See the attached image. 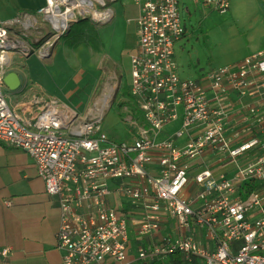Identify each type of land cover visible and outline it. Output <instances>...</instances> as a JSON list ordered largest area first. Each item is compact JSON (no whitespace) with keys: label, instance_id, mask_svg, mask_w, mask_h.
<instances>
[{"label":"built area","instance_id":"2783aa9c","mask_svg":"<svg viewBox=\"0 0 264 264\" xmlns=\"http://www.w3.org/2000/svg\"><path fill=\"white\" fill-rule=\"evenodd\" d=\"M117 1L46 0L35 12L0 18V143L26 153L57 198L63 264H264V51L183 79L177 0H135L128 140L103 132L111 95L85 116L37 93L9 101L4 78L17 53L48 58L51 42L80 20L109 23ZM194 1L220 15L230 9V0ZM44 30L52 38L35 49ZM228 103L240 110L233 121ZM232 162L214 176L212 166ZM193 184L198 190L187 194Z\"/></svg>","mask_w":264,"mask_h":264},{"label":"crops","instance_id":"0c3cea01","mask_svg":"<svg viewBox=\"0 0 264 264\" xmlns=\"http://www.w3.org/2000/svg\"><path fill=\"white\" fill-rule=\"evenodd\" d=\"M177 2L186 26L185 36L175 47L181 78L202 80L204 73L194 78L195 64L201 65L202 60L208 61L210 71L235 66L250 54L264 51V0H230L227 15H220L209 5L194 0ZM45 4L46 0H0V18L9 19L23 11L32 13ZM111 8L113 19L96 26L118 22L115 24L118 28L123 19L128 24L134 23L135 34L132 36L136 47L132 56L138 48L136 19L139 7L135 0H118ZM129 63L131 74V57ZM129 82L130 79L128 86ZM19 89L9 90L12 104L28 96L21 95ZM101 97L96 104L102 103ZM228 104L230 121H233L240 116V110L238 106ZM208 160L206 158L204 162L209 164ZM197 190L193 184L187 194H195ZM60 221L59 202L46 193L34 161L23 151L0 143V264H63L65 252L58 247L57 241ZM167 232L168 229L163 230V234ZM157 236L160 238L161 235ZM6 248L11 251L4 257L2 251ZM135 257L136 247H131L129 260L133 261Z\"/></svg>","mask_w":264,"mask_h":264},{"label":"rangeland","instance_id":"374dc122","mask_svg":"<svg viewBox=\"0 0 264 264\" xmlns=\"http://www.w3.org/2000/svg\"><path fill=\"white\" fill-rule=\"evenodd\" d=\"M117 23L97 27L86 19L75 24L73 30L78 31L77 34L81 36L84 34L86 39L81 43H74L72 36L68 38L69 31L61 39L51 42V54L46 59L37 54L27 58L17 53L11 70L14 69L20 77V94L29 96L37 93L45 98L57 99L81 116L100 105L96 101L101 96L102 99L105 94L111 95L113 100L104 117L103 132L115 142L128 140L130 129L125 110L135 106L134 99L128 93L129 61L136 47L132 36L135 34V26L134 23L128 24L126 19L119 22L118 28L115 25ZM42 34L45 35L44 38L37 36L38 45L35 49L41 48L52 38V33L47 30ZM70 44L76 46L70 47ZM195 66L194 78L209 72L208 61L202 60L201 65ZM233 167L232 162L226 167L214 165L211 170L215 177H219ZM137 237L136 234L131 235L130 244L133 249L136 247ZM168 263H174V259H170Z\"/></svg>","mask_w":264,"mask_h":264},{"label":"water","instance_id":"95a60500","mask_svg":"<svg viewBox=\"0 0 264 264\" xmlns=\"http://www.w3.org/2000/svg\"><path fill=\"white\" fill-rule=\"evenodd\" d=\"M5 86L8 88V90L15 92L21 87V80L19 75L16 72H10L5 78H4Z\"/></svg>","mask_w":264,"mask_h":264},{"label":"trees","instance_id":"16d2710c","mask_svg":"<svg viewBox=\"0 0 264 264\" xmlns=\"http://www.w3.org/2000/svg\"><path fill=\"white\" fill-rule=\"evenodd\" d=\"M81 21H83V20H80V21L77 22V23H80ZM77 23H75V24H77ZM75 24H74V25H75ZM74 25H72L71 29L69 30L70 32H69V31H68L69 33L67 32V33H68V38H70V37L72 36L71 39L74 40V43H81V42L84 41V39H86V37H85L84 34H82V33H81L82 36L79 35V33L77 34L78 31H74V30H73V26H74ZM67 33H66V34H67ZM72 33H73V35H72ZM78 37H79V38H78ZM74 43H73V44H74ZM73 44H70L69 46H70V47H74V46H76V45H73ZM77 46H78V45H77ZM89 46H90V45H89ZM162 264H171V263H168V262H167V263H162ZM172 264H177V263L174 262V263H172Z\"/></svg>","mask_w":264,"mask_h":264}]
</instances>
